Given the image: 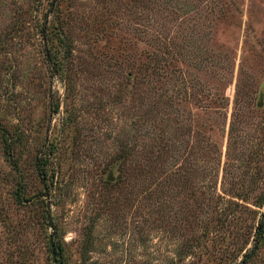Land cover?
<instances>
[{"label":"rangeland","instance_id":"obj_1","mask_svg":"<svg viewBox=\"0 0 264 264\" xmlns=\"http://www.w3.org/2000/svg\"><path fill=\"white\" fill-rule=\"evenodd\" d=\"M174 1L178 0H169L167 5L169 27L181 12L172 9ZM164 3L166 0H0V264H56L57 259V264H81L78 247L87 233L93 251L85 264H143L150 260L159 264L161 258L174 256L171 252L181 230L175 227L174 233L163 232L170 227L161 219H166L163 212L154 216V222L152 215L142 220L136 171H128L126 162L125 170L114 160L131 119H137L142 128L136 127L135 133L141 137L144 133L138 119L141 109L132 100L134 89L129 90L127 75L142 72L141 62L152 49L144 33L146 14L159 13ZM180 7L183 10V4ZM57 12L62 34L50 45L49 36L39 31L40 24L48 33L49 21ZM204 12L210 17L207 24L212 23L209 41L206 46L203 41L202 48L208 52V63L213 60L215 64L200 75L192 69L190 73L198 74L227 98L225 118L218 119L219 129L211 135L219 148L215 157L219 158L218 193L232 187L236 190L244 170L257 166L264 175L261 157L249 158L247 150L233 161L228 174L221 173L232 108L244 109L248 98L256 106L261 103L262 114L253 121H248L249 115L242 125L249 140H257L260 130L256 132L254 124L264 121V0H235L234 6ZM48 53L60 62L59 73ZM177 102L180 109L196 115L194 122H210L190 99ZM2 131L15 139V166L5 155ZM236 146L237 142L230 157L233 152L238 154ZM204 160L213 165L210 158ZM38 164L46 167L44 174ZM49 181L56 182L54 195L38 196L47 191ZM174 205L173 211L178 207L176 201ZM169 216L175 221L179 213ZM194 230L198 233L201 228L196 226L192 233ZM49 240L54 250L57 245L61 248L60 256L54 254V262ZM205 243V249H194L196 256L186 260L225 264L218 258L216 242ZM260 252L263 248L259 256ZM239 259L240 255L235 262Z\"/></svg>","mask_w":264,"mask_h":264},{"label":"trees","instance_id":"obj_2","mask_svg":"<svg viewBox=\"0 0 264 264\" xmlns=\"http://www.w3.org/2000/svg\"><path fill=\"white\" fill-rule=\"evenodd\" d=\"M192 2L195 4H191ZM168 3L169 0H166L160 6L159 13L146 14L144 33L152 49L141 62L142 72L138 70L139 76L138 73L127 75L129 90L134 89L131 93L134 94L132 100L141 109L138 119L142 122L143 136L135 133L138 131L136 127L142 129L137 123L138 120L131 119L129 133L114 152V160L119 161L124 169L126 162L128 171H136L135 176L141 186L140 200L143 206L140 207L144 213L141 215L142 220L146 221L152 215L154 222V216L158 217L163 212L166 219H161L168 222L170 227L166 226L162 231L166 234L174 233L172 230L177 227L183 233L176 236L179 242L175 244V251L171 252L174 256L165 260L159 255V264H194V261L191 263L192 260L187 261L186 258H194V249H205V242L210 239L216 242L218 258L226 262L225 264H264V252L258 255L260 249L264 250V175L261 168L255 166L254 170H244L246 172L241 173L240 184L236 190H231L232 187L226 189V192H216L215 174L218 173L219 158L215 157L219 148L211 135L219 129L218 119L225 118L227 98L224 92L219 93L217 88L204 83L198 74L190 73L192 69L200 75L205 68H211L215 64L213 60L211 64L208 63V52L202 48L203 41L205 46L209 41V25L212 23L207 24L210 17L205 16L204 10L210 13L221 11L227 6H234L235 0L174 1L172 9L174 6L181 12L180 17L170 27L167 25ZM180 4H183V10ZM59 13L49 21L48 33L44 32L43 24H40L39 31L49 36L50 45L58 41L62 34ZM196 19L197 23H193ZM174 26L176 29L172 30ZM205 52L206 56L203 55ZM48 56L56 73H59L57 64L60 62L55 61L57 59L53 54L48 53ZM178 99H190L195 108L205 114L210 122L206 125L194 122L196 115L180 109ZM261 111L251 98L246 100L244 109L232 108L226 131L227 152L222 162V175L228 174L233 161L240 160L246 150L249 158L261 157L259 162L264 164V121H260L262 124L259 126L254 124L255 131L260 130L257 140H249L250 135L245 133L242 126L249 115L248 121H253L254 116L259 117L262 114ZM249 124L252 125L253 122ZM0 129L3 130L1 126ZM201 133L203 135L198 139ZM2 141L6 157L15 166L16 160L12 158L15 139L2 131ZM236 142L239 152H233L230 157ZM206 157L211 159L212 166L204 163ZM45 166L38 164L42 174ZM106 183L113 185V182ZM53 187H56L55 181L47 182V191L38 196H53ZM173 201L178 206L174 211ZM175 212L179 213V217L171 221L169 215ZM149 223L147 221V225ZM196 226L201 230L198 233L194 230L192 233ZM91 244L90 233L83 234L78 247L81 264H85L88 253L93 251ZM54 254H61L58 245ZM239 255L240 259L235 262ZM155 260L157 259L154 258ZM153 263L150 260V263L145 261L143 264Z\"/></svg>","mask_w":264,"mask_h":264},{"label":"water","instance_id":"obj_3","mask_svg":"<svg viewBox=\"0 0 264 264\" xmlns=\"http://www.w3.org/2000/svg\"><path fill=\"white\" fill-rule=\"evenodd\" d=\"M258 106H260L261 105V103L260 102H258V104H257ZM49 248H50V255H51V260H52V262H54L55 261V257H54V248H53V243H52V240H49Z\"/></svg>","mask_w":264,"mask_h":264}]
</instances>
